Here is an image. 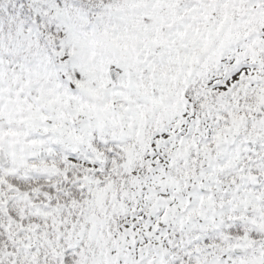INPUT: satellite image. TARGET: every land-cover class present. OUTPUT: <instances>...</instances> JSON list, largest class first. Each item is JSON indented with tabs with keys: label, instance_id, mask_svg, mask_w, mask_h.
I'll use <instances>...</instances> for the list:
<instances>
[{
	"label": "snow or ice",
	"instance_id": "1",
	"mask_svg": "<svg viewBox=\"0 0 264 264\" xmlns=\"http://www.w3.org/2000/svg\"><path fill=\"white\" fill-rule=\"evenodd\" d=\"M0 264H264V0H0Z\"/></svg>",
	"mask_w": 264,
	"mask_h": 264
}]
</instances>
